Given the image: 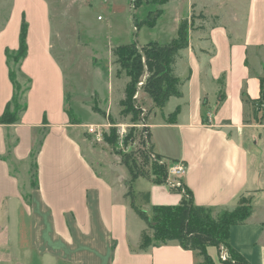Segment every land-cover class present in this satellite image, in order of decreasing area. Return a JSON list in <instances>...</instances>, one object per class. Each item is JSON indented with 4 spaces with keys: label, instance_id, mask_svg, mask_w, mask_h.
I'll use <instances>...</instances> for the list:
<instances>
[{
    "label": "crops",
    "instance_id": "obj_1",
    "mask_svg": "<svg viewBox=\"0 0 264 264\" xmlns=\"http://www.w3.org/2000/svg\"><path fill=\"white\" fill-rule=\"evenodd\" d=\"M197 2L188 5L194 8ZM231 3L233 8H226ZM202 6L208 14L200 16V29L195 19L189 29L200 31L197 41L192 33L176 65L182 97L171 98L160 110L144 93L149 108L145 123L154 152L185 164L182 181L195 205L216 214L233 211L244 199L249 202L251 215L231 227L230 243L248 264H264V100L259 101L264 0H203ZM34 44L28 39L20 65L31 80L24 110L10 124L1 119L14 103V86L4 49L0 57L2 254L9 256L14 240L18 251L29 256L28 264H204L175 242L140 249L147 226L126 197L129 185L119 189L116 178L111 180L114 169L124 165L117 162L109 170L101 157L105 165L100 170L101 158L97 163L90 159L93 147L68 116L66 72L48 41ZM18 47V40L10 45ZM177 110L173 121L170 116ZM256 112L259 123L253 122ZM139 193L151 195L144 206L148 213L184 199L166 183L149 182ZM208 254L214 264L221 262L216 248L209 247ZM0 264L9 263L0 259Z\"/></svg>",
    "mask_w": 264,
    "mask_h": 264
},
{
    "label": "rangeland",
    "instance_id": "obj_2",
    "mask_svg": "<svg viewBox=\"0 0 264 264\" xmlns=\"http://www.w3.org/2000/svg\"><path fill=\"white\" fill-rule=\"evenodd\" d=\"M166 1L0 0V57L4 49L8 67L11 70L10 78L15 95L9 112L20 117L24 110L26 91L31 86V80L21 73L22 56L14 61L20 49L21 30L23 25H26L27 48L28 39L32 44L40 40L48 41L54 58L66 72L69 93L68 116L72 124L80 125L78 128L80 136L93 147L94 154L92 153L90 159L97 163V160L102 157L105 159L106 166L111 165L107 168L113 170L112 165L122 162L121 155L139 152L142 149L140 136L143 129L139 127L141 122L134 124L131 116H124L122 113L119 103L124 97L128 79L117 74L112 49L130 45L136 41L141 46L150 42L165 45L177 38L178 21L180 17L181 21L190 19L193 5L191 3L188 5L191 0H172L171 2L169 0L170 3L165 4ZM197 1L194 3L193 12L195 26L200 29L201 21L198 20L200 16L208 12L202 6L203 0ZM232 3L226 8H233ZM242 8L248 11L249 4L243 5ZM158 14L162 17L154 28L143 26L157 18ZM199 32L189 30L188 39L193 33L195 34L193 38L197 41ZM16 40L19 41V47L13 50L10 45ZM182 54L185 55V52ZM215 97L216 95L212 94L210 99ZM145 98L143 93L139 95L137 101L138 105L146 110V118L149 108ZM255 117L254 123L262 120L257 112ZM91 126L98 127L99 140H95L94 135L88 133V128ZM111 130H116L118 137L114 144H108L104 137L105 134L111 133ZM127 139L130 141L126 143ZM102 158L103 167L98 163L100 170L105 165ZM152 164L151 160L146 170L152 171ZM161 164L165 165L168 175V171L174 166V161L162 159L158 165ZM114 170L116 171L111 175L113 177L111 180L116 178L118 188L124 189V185H129L131 181L127 168L123 166ZM149 182L140 178L139 181L132 183L133 191L138 194L139 191L148 187ZM179 190L183 193L186 202H190L191 195L182 187H179ZM243 201L249 203L246 199L240 203ZM144 209L147 211L146 208ZM12 242V247H9V256L2 254L0 250V259L9 264H28L29 256L20 253L16 241ZM218 255L221 261L218 263L225 264L222 252Z\"/></svg>",
    "mask_w": 264,
    "mask_h": 264
},
{
    "label": "trees",
    "instance_id": "obj_3",
    "mask_svg": "<svg viewBox=\"0 0 264 264\" xmlns=\"http://www.w3.org/2000/svg\"><path fill=\"white\" fill-rule=\"evenodd\" d=\"M161 17L162 15L158 14L157 18L148 21L143 26L154 28ZM194 19L195 15H192V23ZM189 29V20L186 19L180 22L178 36L169 44L150 42L141 46L134 42L112 49L117 74L128 79L124 97L119 105L123 115L131 116L134 124L147 119L142 116L143 109L138 105V99L135 98L138 93H145L152 100L154 108L160 110L166 107L171 98L182 97L183 82L176 74V65L180 59V52L189 46ZM26 39L27 29L26 25H23L20 34V49L14 61L20 56L23 59L26 57L28 51ZM263 100L264 79L261 80L259 101ZM177 114L178 110L170 118L175 121L173 118H176ZM18 119L16 114L6 111L1 123L10 124L17 122ZM115 131L111 130V133L104 135L108 144H114L117 141ZM140 137L142 149L139 152L121 155L122 164L131 176L126 197L130 199L131 207L136 215L147 226L142 233L140 249L145 250L151 246L158 247L175 242L184 250L195 252L203 259L204 264H214L208 254V248L214 247L219 254L226 253V259L223 261L225 264H248L247 260L230 243L231 227L245 223L251 215L247 202L243 201L233 211L221 210L216 214L209 208L195 205L192 200L186 202L185 199L175 206H154L151 213L144 209V206L150 204L151 195L150 193L136 194L132 183L143 178L156 185L164 184L167 179V170L165 165H158L164 157L154 152L149 130H141ZM129 141L127 139L126 143ZM151 160L153 167L152 171H149L146 167L150 165ZM150 233H152L151 236Z\"/></svg>",
    "mask_w": 264,
    "mask_h": 264
},
{
    "label": "built area",
    "instance_id": "obj_4",
    "mask_svg": "<svg viewBox=\"0 0 264 264\" xmlns=\"http://www.w3.org/2000/svg\"><path fill=\"white\" fill-rule=\"evenodd\" d=\"M139 95L140 93H138L135 98L138 99ZM142 109H143L142 116H145L146 110L144 108ZM145 122L146 121H142L139 127H141L142 129H148V125ZM97 129H98L97 126H91L88 128V132L90 134H95L96 136L100 137V134H98ZM185 172H186V166L183 162H177V163L174 162V166L168 171V175L166 179V184L170 187L171 190L180 192L179 187H182L183 190H186L182 181ZM180 193L183 194L182 192ZM226 256L227 255L225 253V256H223L224 260L226 259Z\"/></svg>",
    "mask_w": 264,
    "mask_h": 264
},
{
    "label": "water",
    "instance_id": "obj_5",
    "mask_svg": "<svg viewBox=\"0 0 264 264\" xmlns=\"http://www.w3.org/2000/svg\"><path fill=\"white\" fill-rule=\"evenodd\" d=\"M264 77V76H263Z\"/></svg>",
    "mask_w": 264,
    "mask_h": 264
}]
</instances>
